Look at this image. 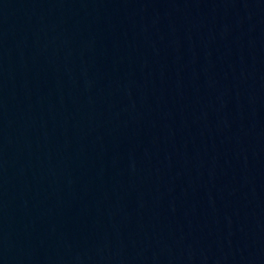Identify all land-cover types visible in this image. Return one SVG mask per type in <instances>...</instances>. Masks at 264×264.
<instances>
[{"label": "water", "instance_id": "obj_1", "mask_svg": "<svg viewBox=\"0 0 264 264\" xmlns=\"http://www.w3.org/2000/svg\"><path fill=\"white\" fill-rule=\"evenodd\" d=\"M0 264H264V0H0Z\"/></svg>", "mask_w": 264, "mask_h": 264}]
</instances>
